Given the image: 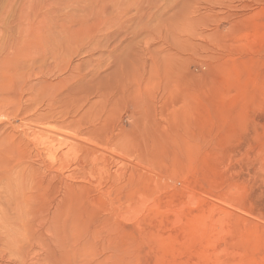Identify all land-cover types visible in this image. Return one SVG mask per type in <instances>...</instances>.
Returning a JSON list of instances; mask_svg holds the SVG:
<instances>
[{
	"label": "rangeland",
	"instance_id": "374dc122",
	"mask_svg": "<svg viewBox=\"0 0 264 264\" xmlns=\"http://www.w3.org/2000/svg\"><path fill=\"white\" fill-rule=\"evenodd\" d=\"M11 121L55 173L0 264H264V0H0Z\"/></svg>",
	"mask_w": 264,
	"mask_h": 264
},
{
	"label": "bare ground",
	"instance_id": "6f19581e",
	"mask_svg": "<svg viewBox=\"0 0 264 264\" xmlns=\"http://www.w3.org/2000/svg\"><path fill=\"white\" fill-rule=\"evenodd\" d=\"M18 123V122H17ZM11 124H12V129L13 130H19L18 127L20 125H16L14 122L11 121ZM72 124V122H71ZM75 124V123H74ZM70 126V124H68ZM76 125V124H75ZM64 126V125H63ZM66 126V124H65ZM67 126V129L68 127ZM47 128V126H45ZM44 127V128H45ZM17 128V129H16ZM52 128V127H51ZM8 129V128H7ZM22 129V128H21ZM24 129V128H23ZM29 129H31L29 127ZM64 130H66V128H62ZM61 129V130H62ZM33 131L30 130V132H32V134L30 132L27 131V129L25 130H19V135H18V138H15V139H18L17 140V144H21V147L20 149L18 150V153H17V156H14V155H10L11 157V160L13 159V161H10V162H13V164H10L8 165L7 164V169H5L3 171V173H0V214L1 215H4L6 217H8V215H12L13 217L15 218H28L30 216H32L34 213L38 212V210L36 208H34L33 206H31V203L37 201V199H42V200H45L48 201L49 200V193H48V186H47V183L46 182H43V181H46V180H50V178H54V177H51V176H54L52 174V172H47V169H44V168H47L48 167V159L51 157V154H50V150L47 151L46 149H42L43 151H34L32 150V147H33V144L34 142L38 143L37 141H32L29 137L34 133H36L35 129L32 128ZM38 130V129H36ZM48 130V129H47ZM5 131V130H4ZM8 131V130H7ZM42 131V130H41ZM41 131L40 132V135H41ZM46 131V130H45ZM45 131H42V133H44ZM56 131L58 132V130L56 129ZM67 131V130H66ZM70 131V130H69ZM68 131V132H69ZM38 132V133H39ZM60 132H63V131H60ZM51 133V132H50ZM49 133V135H50ZM72 133V132H71ZM45 134V133H44ZM94 134V133H93ZM15 133H2L0 134V150H1V153L2 154H10V150L12 149L14 143H15ZM35 135V134H34ZM48 135V136H49ZM79 135V134H78ZM37 136V135H35ZM47 136V135H46ZM70 136V134H69ZM80 136V135H79ZM40 137H43V136H40ZM73 137V136H72ZM82 137V136H81ZM92 137V136H91ZM89 137V138H91ZM32 138V137H31ZM35 138V137H34ZM38 138V136L36 137ZM35 138V139H36ZM48 138V137H47ZM53 138L55 139L54 135H53ZM66 138V137H63V139ZM68 138V137H67ZM95 138V137H94ZM14 139V141H13ZM34 139V140H35ZM100 140V139H99ZM97 140V141H99ZM62 140H60L61 142ZM86 141V140H85ZM101 141V140H100ZM54 142V141H53ZM56 142V141H55ZM89 142V141H88ZM59 143V141H58ZM71 143V142H70ZM77 142H75L76 144ZM80 143V142H79ZM100 143V142H99ZM105 143V142H104ZM52 144V143H51ZM50 144V145H51ZM62 145V144H61ZM98 145V143H97ZM103 145V143H102ZM41 146V144H40ZM39 146V147H40ZM47 146H49V144H47ZM70 146V145H69ZM80 146V145H79ZM83 146V145H82ZM99 146H101L99 144ZM44 146H42L41 148H43ZM73 147V143L71 144V146L69 147V150H71V148ZM121 147V146H120ZM38 149V147H36ZM45 148V147H44ZM53 148V147H52ZM122 148V147H121ZM40 149V148H39ZM54 149V148H53ZM32 150V151H31ZM36 150V149H35ZM41 150V149H40ZM58 150V149H56ZM107 150V149H106ZM33 153H31V152ZM52 151V149H51ZM85 151V149H84ZM93 151V150H92ZM57 152V151H56ZM68 151H64L62 154H64V156L66 155ZM88 152V151H86ZM52 153V152H51ZM55 153V152H54ZM104 153V152H103ZM119 153V151H118ZM57 155V153H55ZM74 154V153H72ZM71 154V155H72ZM85 154V153H84ZM89 155V154H88ZM87 155V156H88ZM119 154H117L118 156ZM74 156V155H72ZM91 156V155H90ZM99 156V155H98ZM113 156V155H112ZM33 157H35L37 163L34 165V163H32V159ZM82 157V156H81ZM56 158V157H55ZM84 158V157H83ZM82 158V159H83ZM68 159V158H67ZM98 159V158H97ZM55 160V159H53ZM57 160V158H56ZM89 160V158H88ZM108 160V159H107ZM87 161V160H86ZM120 161V160H119ZM51 162V161H50ZM49 162V164H50ZM58 164H60V161H57ZM76 162V161H75ZM101 162V161H100ZM115 162V161H114ZM122 162V161H120ZM81 163V162H80ZM85 163V162H84ZM87 164V163H85ZM111 164H114V163H111ZM121 164V163H120ZM123 165V164H122ZM84 166V165H83ZM112 166V165H111ZM128 166V165H127ZM131 166V165H130ZM61 167V166H60ZM65 167V166H64ZM109 167V166H108ZM82 168V167H81ZM135 168V166H134ZM67 169V168H66ZM80 169V168H78ZM58 170V168H57ZM84 170V169H82ZM103 171V170H102ZM120 171H121V168H120ZM119 171V172H120ZM136 171V169H135ZM68 172V171H67ZM73 172V171H72ZM105 172V171H104ZM115 172V171H114ZM133 172V171H132ZM47 173V174H46ZM52 173V174H51ZM134 173V172H133ZM132 173V174H133ZM138 173V172H137ZM74 174V173H73ZM115 174V173H114ZM119 174V173H118ZM130 174V172L128 173ZM139 174V173H138ZM149 174V173H148ZM62 175V174H61ZM64 175V174H63ZM78 175V174H77ZM101 175V174H100ZM99 175V176H100ZM112 175V174H111ZM131 175V174H130ZM129 175V176H130ZM136 175V174H135ZM103 176V175H102ZM113 176V175H112ZM116 176V175H115ZM128 176V175H127ZM128 176V177H129ZM139 176V175H137ZM144 176V175H143ZM63 177V176H62ZM70 177V176H68ZM76 177V176H74ZM72 177V179L74 178ZM110 177V176H109ZM108 177V178H109ZM120 178V176H118ZM133 178V176H130ZM145 177H147V174L145 175ZM38 178V179H37ZM59 178V177H57ZM112 178V177H111ZM118 178V179H119ZM136 178V177H134ZM149 178V177H148ZM61 179V177H60ZM71 179V178H69ZM102 179V178H101ZM105 179V177H104ZM103 179V180H104ZM110 179V178H109ZM121 179V178H120ZM119 179V180H120ZM131 178H129L130 180ZM146 179V178H145ZM63 180V179H62ZM102 180V181H103ZM125 180V179H124ZM141 180V179H140ZM139 181V179H138ZM68 182V181H66ZM106 182V181H105ZM119 182V181H117ZM120 182H123V181H120ZM99 183V182H98ZM113 183V181H112ZM110 183V184H112ZM133 183H135L133 181ZM145 183H146V180H145ZM68 184V183H67ZM70 184V183H69ZM71 185V184H70ZM132 185V183H131ZM130 186V185H129ZM68 187V186H67ZM77 187V186H76ZM75 187V188H76ZM124 188L126 186H123ZM70 188V187H69ZM73 188V187H72ZM74 188V189H75ZM74 189L71 190L72 191V194H74ZM116 189V187H115ZM122 189V188H121ZM120 189V190H121ZM68 188H65L64 189V193L62 195H60L59 197H56L54 199L55 203L53 208H50L48 206H45L44 209L41 211L42 213L41 214H47V215H52V217L54 216H58V215H62L65 211H66V202L67 200H69V196H68ZM120 192V191H119ZM58 196V195H57ZM73 198L75 196H72ZM70 197V198H72ZM72 198V199H73ZM71 199V200H72ZM73 202H75V200L73 199L72 200ZM93 201V200H92ZM143 201V200H141ZM140 201V202H141ZM44 202V203H45ZM70 202V201H69ZM72 202V203H73ZM71 203V204H72ZM52 204V203H51ZM70 204V203H69ZM74 204V203H73ZM141 204V203H140ZM134 205V204H133ZM138 205V204H137ZM136 205V207H137ZM135 207V208H136ZM133 208V207H132ZM135 208H134V212H135ZM10 218V217H9Z\"/></svg>",
	"mask_w": 264,
	"mask_h": 264
}]
</instances>
